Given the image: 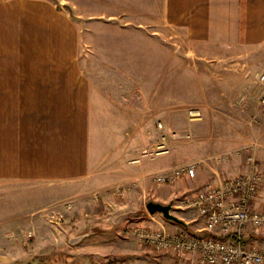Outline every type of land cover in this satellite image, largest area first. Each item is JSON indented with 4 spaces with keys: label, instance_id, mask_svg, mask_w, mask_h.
<instances>
[{
    "label": "rangeland",
    "instance_id": "obj_1",
    "mask_svg": "<svg viewBox=\"0 0 264 264\" xmlns=\"http://www.w3.org/2000/svg\"><path fill=\"white\" fill-rule=\"evenodd\" d=\"M63 3L82 27L90 25L91 42L99 53L111 54L114 37H133L132 31L123 32L116 25L139 17L120 13L133 6L132 0ZM134 34V44L131 41L127 48L125 41L119 42V48L130 54L134 50L136 61L117 63L124 71L134 68L133 79L122 81L103 68V92H108V80L122 81L114 87L129 89L130 97L119 103L103 96L93 109L91 144L100 164L90 185L64 190L0 182V264H117L123 258L111 260L112 255L102 253L103 246L112 245L114 239L107 234L116 228L120 231L116 241L124 236L134 218V198L141 200L137 210L148 212L139 190L144 177L161 185L162 203H171L172 212L183 220L190 211L180 202L184 190L235 176L252 164L264 169V45L199 47L180 32L162 29L158 47L143 33ZM146 43L157 54L153 56ZM145 69L150 72L143 77ZM159 89L160 110L154 103L137 109L141 105L133 100L142 90L153 94ZM195 109L199 114L190 112ZM156 155H162V174L191 165L196 176L169 185L158 183L159 174L147 176L141 171L142 160ZM134 187L138 188L131 197ZM252 244L264 247V237Z\"/></svg>",
    "mask_w": 264,
    "mask_h": 264
},
{
    "label": "crops",
    "instance_id": "obj_2",
    "mask_svg": "<svg viewBox=\"0 0 264 264\" xmlns=\"http://www.w3.org/2000/svg\"><path fill=\"white\" fill-rule=\"evenodd\" d=\"M64 1L0 0V182L64 190L90 185L100 164L91 144L93 109L102 103L103 96L109 102L129 100V89L123 92L114 86L133 79L134 68L129 66L130 70L124 71L117 63L136 61L134 50L130 54L119 48V42L125 41L127 48L131 41L134 44L135 31L143 33L146 40L150 37L158 47L162 45V29L180 32L199 47L264 45V0H132L133 6L120 13L150 18L116 22L123 32L132 31L133 37L112 38L109 55L98 52L88 32L90 25L82 27ZM151 50L153 56L157 54ZM103 68L109 76L122 78L117 83L108 80L107 93L102 87ZM149 72L145 69L141 74L145 77ZM138 97L133 100L141 105L137 109L148 108L151 103L157 104L158 110L162 108L160 89L153 94L142 90ZM141 171L147 176L161 174L162 155L147 156ZM139 183L142 200L162 203L161 185L146 177ZM137 188L131 189V197ZM263 197L264 190L256 203ZM140 202V198L131 202L134 218L128 221L122 239L116 241L120 236L117 228L107 234L114 242L103 246L102 253L112 255L111 260L121 256L123 261H115L117 264H168L174 260L173 252L157 253L141 244L127 230L129 227L163 226L169 232L203 230L204 221L193 208H188L183 219L186 225H182L167 221L158 212H139ZM244 233L248 245L264 237L248 228Z\"/></svg>",
    "mask_w": 264,
    "mask_h": 264
},
{
    "label": "built area",
    "instance_id": "obj_3",
    "mask_svg": "<svg viewBox=\"0 0 264 264\" xmlns=\"http://www.w3.org/2000/svg\"><path fill=\"white\" fill-rule=\"evenodd\" d=\"M199 114L198 110H191ZM191 165L177 166L156 181L172 184L180 178L193 179ZM264 190V169L252 164L235 176L221 177L204 187L185 192L180 199L204 221L203 230L169 232L163 226L135 225L127 230L138 241L158 253L173 252L168 264H264V247L244 242V229L264 234V204L256 203Z\"/></svg>",
    "mask_w": 264,
    "mask_h": 264
},
{
    "label": "water",
    "instance_id": "obj_4",
    "mask_svg": "<svg viewBox=\"0 0 264 264\" xmlns=\"http://www.w3.org/2000/svg\"><path fill=\"white\" fill-rule=\"evenodd\" d=\"M172 206L173 205L171 203L163 204L152 200H148L145 204V207L150 214L158 212L168 221L186 225L181 218L172 212Z\"/></svg>",
    "mask_w": 264,
    "mask_h": 264
}]
</instances>
